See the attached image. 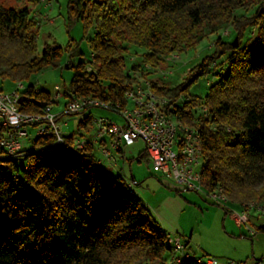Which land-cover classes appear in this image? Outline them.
<instances>
[{
  "label": "trees",
  "instance_id": "obj_1",
  "mask_svg": "<svg viewBox=\"0 0 264 264\" xmlns=\"http://www.w3.org/2000/svg\"><path fill=\"white\" fill-rule=\"evenodd\" d=\"M35 16L31 7L0 4V88L56 65L65 50L71 59L82 54L74 42L66 48L47 43L40 53ZM68 21H82L85 36L93 29L92 56L66 65L73 77L62 96L124 105L125 91L148 79L167 100L165 111L201 134L202 184L221 187L233 202L264 201V0H69ZM226 25L235 39L217 36L212 53L182 82L149 79L144 65L161 67L168 54L199 44L206 27L215 33ZM130 45L145 49L141 63L129 62ZM226 55V68H217ZM211 70L217 81L208 93L192 95L191 87ZM22 94L21 110L28 112L52 97L32 85ZM91 116L77 130L87 131ZM75 135L52 154L0 161V264H172L167 234L151 210L122 176L93 165L92 146L70 150ZM139 158L149 160L146 150Z\"/></svg>",
  "mask_w": 264,
  "mask_h": 264
},
{
  "label": "built area",
  "instance_id": "obj_2",
  "mask_svg": "<svg viewBox=\"0 0 264 264\" xmlns=\"http://www.w3.org/2000/svg\"><path fill=\"white\" fill-rule=\"evenodd\" d=\"M171 59H178V55L168 58ZM146 67L149 68V65ZM25 88L22 81L9 91L0 88V161H21L32 152L52 154L54 148L64 146L67 137L73 133L63 131L64 124L60 121L63 116L81 114L82 120L90 109L103 108L114 116L94 117L91 114L93 133L75 135L70 150H84L92 146L95 150L99 149L106 160H98L99 166L111 165L117 160L114 151H123L141 139L145 142L151 167L161 181L208 197L222 206L239 227L246 226L251 236L264 229V201L233 202L221 187L209 190L202 184L201 134L165 111L167 100L152 90L148 79L125 91L124 105L91 97H74L63 105L61 111H55L62 97L59 85L55 86L56 92L51 99L37 112L21 110L19 100ZM201 110L208 112L205 105ZM30 127L34 130L31 131ZM50 136L54 139L35 147L37 139ZM129 182L131 187L133 184ZM167 243L171 247L172 264H263V260L256 258L230 259L221 263L214 257L199 255L178 233L167 234Z\"/></svg>",
  "mask_w": 264,
  "mask_h": 264
},
{
  "label": "rangeland",
  "instance_id": "obj_3",
  "mask_svg": "<svg viewBox=\"0 0 264 264\" xmlns=\"http://www.w3.org/2000/svg\"><path fill=\"white\" fill-rule=\"evenodd\" d=\"M68 1L69 0H0V4L7 8H33V14H36L38 22V50L41 53L47 43L58 44L66 48L69 42H74L78 45L79 51L82 53L71 59L67 50L64 51L56 65H51L32 74L28 79L22 80L27 86H35L37 89H42L54 94L55 86L61 87V92L65 87L69 88L73 77V69L67 68L66 65L72 60L77 63L79 60H90L92 50L89 43V36L93 35V29H90L88 35L85 36L84 26L82 21H77L73 26H70L68 21ZM243 14L244 11H238ZM215 33H210L211 28L206 27L204 34L207 36L202 38L200 43L193 48H186L183 52L176 51L164 57V63L161 67H146L149 72V79H154L160 83H166L168 86H174L182 82L188 75L190 69L207 55L212 53L214 40L217 36H221L224 40L233 41L235 32L230 25L220 27L215 30ZM257 28H251L248 34L253 37ZM145 49L138 46L130 45L128 47L129 62L141 63L142 55ZM173 55H178V59L168 60ZM228 56L217 61L216 67L220 64L227 66ZM224 71V70H223ZM217 81L216 70L200 78V80L191 87L192 95L203 98L209 90L210 85ZM18 81L6 82L1 87L4 90H12L17 85ZM67 98L62 96L59 100L60 105L55 107V110H61L67 102ZM94 117L109 116L114 114L103 108H92L88 111ZM81 118V114L68 116V124L63 126L65 133L76 132V136L93 133L92 126L89 125L86 129L77 130V119ZM33 131L34 128L30 127ZM145 142L137 140L133 145L125 147L123 151H114L116 162L111 165L102 166L108 174L112 176H122L124 179L131 181L133 186H137V182H142L140 185L147 188L152 193L151 189L154 186L162 187L163 190L169 192L170 195H176L177 199L183 205V214L181 216L182 228L185 235V242L189 244L196 253L208 252L209 257L216 258L219 262L224 263L227 260H246L260 259L264 257V231L251 236L246 226L239 227L235 220L226 214L222 206L215 204L206 196L198 194L192 190H182L178 195L176 191L163 184L159 174L153 171L150 161L146 158H139V155L145 150ZM94 166H99L98 160L106 161L99 149L93 152ZM135 180V181H134ZM145 180L150 183H144ZM152 181V182H151ZM139 186V185H138ZM175 194V195H174ZM137 197H139L137 195ZM255 223L259 221L254 220ZM184 241V240H183ZM203 255V254H202ZM168 256V255H167ZM264 261V259H263ZM142 264H147L146 262Z\"/></svg>",
  "mask_w": 264,
  "mask_h": 264
},
{
  "label": "crops",
  "instance_id": "obj_4",
  "mask_svg": "<svg viewBox=\"0 0 264 264\" xmlns=\"http://www.w3.org/2000/svg\"><path fill=\"white\" fill-rule=\"evenodd\" d=\"M55 111H59V110H55ZM67 117L68 116H63L60 119V121L63 122L64 125L68 124ZM80 119L81 118L77 119L76 121L79 123ZM125 180L128 182V184L130 183L127 179ZM142 182H137L136 183L137 186L132 185L130 187L133 194L135 196L138 195L139 198L147 205V207L151 210L153 215L156 217V219L161 224V227L163 228L166 234L178 233L182 237V239L186 241L185 235H183L184 230L182 228V222H181V216L183 214L182 203H180V201L177 199L175 194H174L175 197L170 195L169 192L167 193V191L163 190L162 187L160 186L158 187L154 186V188L151 189L152 191L151 193L148 185H147V188L140 185ZM148 182L150 183V181L148 180L144 181V183H148ZM163 184L165 183L163 182ZM185 243L188 245L189 248H191L189 241ZM192 251L195 252L194 250ZM202 254L205 256H209L208 252L206 251L199 255H202ZM263 264H264V261H263Z\"/></svg>",
  "mask_w": 264,
  "mask_h": 264
},
{
  "label": "water",
  "instance_id": "obj_5",
  "mask_svg": "<svg viewBox=\"0 0 264 264\" xmlns=\"http://www.w3.org/2000/svg\"><path fill=\"white\" fill-rule=\"evenodd\" d=\"M19 102H20V104H24V102H25V96H21ZM45 104H46L45 102L42 103L41 107L45 106Z\"/></svg>",
  "mask_w": 264,
  "mask_h": 264
}]
</instances>
